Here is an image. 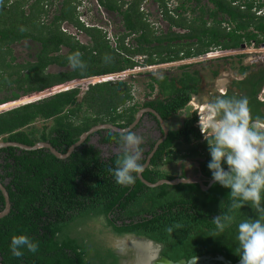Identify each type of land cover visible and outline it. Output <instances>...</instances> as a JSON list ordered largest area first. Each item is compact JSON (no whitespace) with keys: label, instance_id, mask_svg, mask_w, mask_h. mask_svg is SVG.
Instances as JSON below:
<instances>
[{"label":"trees","instance_id":"obj_1","mask_svg":"<svg viewBox=\"0 0 264 264\" xmlns=\"http://www.w3.org/2000/svg\"><path fill=\"white\" fill-rule=\"evenodd\" d=\"M30 1L3 0L0 4V107L77 80L132 70L139 65L137 56H148L141 63L147 67L199 58L215 46L234 48L244 42L259 44L264 41V20L252 12V3H247V10L236 11L230 10L227 1L217 0L219 11L229 15L237 31L245 33L227 32L215 16L209 26L203 20L193 24L195 33L189 37L197 38L198 42L186 48L171 43L183 36L174 33L159 37L151 31L140 12L143 0H135L125 10V2L98 0L101 8L119 12L125 20L126 32L118 37L114 48L106 31L81 23L77 8L87 0H65L60 14L50 24L43 21L51 4L49 0ZM64 23L85 33L90 42L85 45L64 31ZM179 23L186 26L188 21ZM133 33L140 35L136 46L126 42ZM24 40L42 46L34 62L19 63L13 56L12 45ZM167 40L169 43L165 46L163 42ZM155 42L158 45L152 46ZM64 47L67 52L62 54ZM77 51L87 66L84 70L69 65L68 57ZM51 66L68 69L52 73L48 71ZM240 70L244 73L248 67ZM199 82V73L189 71L180 78H153L149 84L150 94L157 86L159 98L144 106L155 109L164 121H168L188 106ZM256 94L254 90L249 103L258 110L263 104ZM133 100L132 87L125 81L89 85L84 93L79 86L60 91L1 113L0 141L28 146L49 142L57 151L66 154L93 127L107 123L123 129L129 127L141 107L138 103L129 106ZM197 122L194 113L180 128L170 130L143 172L147 181L157 183L177 177L164 168L183 157L179 146L201 142L203 134L196 127ZM95 135L101 137V143L120 147V133L99 131L67 159H59L47 149H0V182L5 185L11 203L10 213L0 218V257L4 264H119L120 259L112 248H107L106 242L94 246L88 239L89 243L85 242V236H69L77 231L72 228L73 223L97 218L105 220L104 231L111 236L115 232L120 236L130 233L165 244L169 260L173 262L207 255H223L232 264L239 261L237 224L245 218H257L251 204H245L240 210L230 209L231 190L218 183L208 191H203L198 184H164L151 188L139 177L132 186L118 185L108 169L115 168V161L122 153L104 158L102 151L90 143ZM155 143H150L151 151ZM201 148L203 154L199 157L197 173L208 183L212 173L207 167L211 160L207 141L201 143ZM196 152L193 149L191 156ZM146 156L141 163L146 162ZM222 166L228 169L226 162ZM186 176V172L181 175ZM4 209L5 198L0 190V212ZM218 215H232L235 222L215 234L212 219ZM119 220L123 227L116 226ZM169 227L172 232L166 231ZM84 234L90 235L89 232ZM18 235H26L37 242L38 251L31 253L22 249L21 258L12 256L11 238Z\"/></svg>","mask_w":264,"mask_h":264},{"label":"clouds","instance_id":"obj_2","mask_svg":"<svg viewBox=\"0 0 264 264\" xmlns=\"http://www.w3.org/2000/svg\"><path fill=\"white\" fill-rule=\"evenodd\" d=\"M2 2L0 0V4ZM81 56L77 51L68 57L73 69L87 67ZM205 107L209 119L202 123L203 117H199V125L208 143L211 160L207 167L212 180L231 190L230 209L240 210L245 204H251L257 215L256 219L245 218L237 224L239 246L236 252L240 264H264V118L252 116L247 97L214 95L206 100ZM143 142V137L135 132L122 130L119 138L122 154L116 159L115 168L108 169L118 185L132 186L143 173ZM224 162L227 171L222 166ZM234 222L232 215L215 216L212 219L215 234ZM166 231L172 232V228ZM38 248V243L26 235L11 238L10 250L16 258L24 255L22 249L36 253ZM196 260L197 257H193V261Z\"/></svg>","mask_w":264,"mask_h":264},{"label":"rangeland","instance_id":"obj_3","mask_svg":"<svg viewBox=\"0 0 264 264\" xmlns=\"http://www.w3.org/2000/svg\"><path fill=\"white\" fill-rule=\"evenodd\" d=\"M33 1L34 0L30 2ZM64 1L65 0H49L51 4L48 7V14L47 17L43 20L46 22V24H50L51 21L54 19V17L60 14ZM118 1L123 2L127 0H118ZM142 6L143 8L147 9V12L149 13L150 16V20L154 23H158L161 26V21H160L161 14H160V10L158 9L159 5L157 3V0H146V2L143 3ZM202 7H205V10L206 9L210 10L212 8V5L209 4L206 0H202ZM170 9H172V3L170 4ZM77 12L81 23H84L87 27L97 26L103 29L104 32L106 31L108 33L107 36L110 39V44L114 48L117 45L118 37L124 34V32H126L122 21V17L117 15V13L108 12L106 10H105V14L103 15L101 9L98 7L95 0H87L84 4L82 3L81 5H79L77 8ZM200 14L201 12H199L197 9L196 15L200 16ZM205 19H207V16H205ZM183 22L186 23L187 22L186 19H183ZM163 24H164L163 28H165L166 27L165 22H163ZM190 27L191 29H193V26ZM62 29L65 30L70 35L77 37V39L85 45H87L90 42V38L85 33L81 32L77 28H74L71 24L64 23ZM194 31L195 30L193 29L192 33H195ZM130 39L132 41V38L130 37L126 42L131 43ZM41 47L42 46L40 43H36L32 40H24L22 42L12 45L11 49L13 51V56L15 57L16 61L19 63H25V62H34L36 60L37 53L41 50ZM248 48H249V54L245 55L243 59L238 58L237 56H233L234 54L226 56L225 58L228 59H225V58H218L219 56L217 57V54L209 53L208 54L209 56L205 55V57L202 58L185 60L184 62L187 63H180L174 61L170 64L154 65L147 67L141 64L145 57L141 59L140 56H137L136 60L139 61V65L132 70H128L126 72L120 73L122 77L116 78L115 81L117 80L125 81L129 85H131L134 100L132 101V103H130L129 106L134 105L136 103H138L141 106L143 102L148 99V97L154 98L155 96H157L158 94L157 86H155V91L152 94H150L149 84L152 82L153 78L162 79L166 76L170 78L171 77L180 78L182 76V73L187 70L192 73L198 72L200 74L199 75L201 77L200 83L204 88V90L206 91L208 89L209 90L212 89L213 87H215V85H218L219 83L226 84V81L228 82V77H242L238 73L240 66L243 65L250 66L253 63L254 65L251 66L255 67L257 63L258 65L262 63L261 60L259 59V56L264 55V50H262V53L257 52L255 50L256 47H253L252 45H249ZM215 51H219V50L217 49ZM66 52L67 49L64 47L62 54H65ZM229 63L235 65L233 66L234 69H231L230 65H227ZM67 69L68 68L63 69V68H59L58 66H51L48 71L53 73V72L67 71ZM213 71H222V72L219 76L214 77ZM99 79H100L99 77H93L89 79L77 80L79 83L78 86L81 88L82 93H84L89 85L99 83ZM105 79H107V77H105ZM100 81L104 82L106 80L100 79ZM57 88L0 107V114L10 109L16 108L20 105L37 101L39 99L51 96L60 91L66 90L65 88H63V86L61 88L60 87ZM261 98H264L263 95L261 96ZM205 104L206 103H203L202 105L201 103L194 100L192 103H190L187 109L183 110L176 117L172 118L168 122L167 126L170 129L180 128L183 122L189 116L193 115V113H195V109L197 108H198V110L196 111L197 117H203L201 122L204 123L207 119H209V117L205 115L206 113ZM197 127L201 131L199 122L197 124ZM134 132L137 135L143 137L144 140L143 144L141 145V147L143 148V155H142V160H143L145 158L144 152L149 150V144L151 142L159 138V132L155 127V125L152 124V122H150L147 119L141 125V127H139ZM203 138H204L203 140H205L204 135ZM100 140L101 137L95 135L92 137L90 143L95 145V147H97L102 151V156L104 158H108L113 154L121 153V149L119 146H114L113 144L102 145ZM178 149L180 150L181 156L183 157L180 158L175 163H173L172 165L166 166L164 169L173 176L174 175L180 176L183 172H186L188 178L199 177V174L197 173L199 167V160H200L199 157L203 154L202 153L203 151L201 150L202 149L201 142L195 141L191 144H183L179 146ZM193 149H195L197 152L195 155L191 156V152ZM91 230L95 234L99 233L98 238H100V235L102 236L100 230H104V229L103 227L100 226V224H93ZM102 239L112 240V242H110L111 244L110 246L113 247L114 245L113 239L107 236H102ZM122 247L124 248L127 247V244L124 242V245H122Z\"/></svg>","mask_w":264,"mask_h":264},{"label":"flooded vegetation","instance_id":"obj_4","mask_svg":"<svg viewBox=\"0 0 264 264\" xmlns=\"http://www.w3.org/2000/svg\"><path fill=\"white\" fill-rule=\"evenodd\" d=\"M95 1L97 3L98 7L101 9L102 14L104 15L105 9L101 8V6L98 4V0H95ZM134 1L135 0L123 1L126 3L124 10L127 9V7L131 3H133ZM206 1L212 5V8L210 10H207V9L205 10V7H202V0H157V3L159 5L158 9L160 10V14H161L160 15L161 26L158 23L152 22L150 20V16H149V13L147 12V9L143 8L142 5H143V3L146 2V0H143L141 2L140 12L143 13L144 20L149 25L151 31H154L156 36L167 37V35H172L174 33L178 34L180 36H183V38L177 39L176 41H171V43L174 45L178 44L180 46L184 45L186 48L193 47V45L198 42L197 38H190L189 37V35L192 34V30H193V29H191L190 26H193L194 23L200 24L201 20L206 21L208 23V26H209L214 21L213 17H215V16H217V20H219L221 22L222 28L226 29L227 32H234V33H238L239 35H243L245 33L244 30L243 31H241V30L237 31L236 30L237 29L236 24L230 20L229 15L228 14L223 15L222 12L219 11L218 5H216L217 0H215V1L206 0ZM224 1H227L228 3H230V5H231L230 10H236V11H238V10L245 11V10H247V3H252L253 4L252 12L255 13V15L258 17V19L264 20V0H224ZM120 2L121 1H119V3ZM162 2H164V4ZM171 3H172V9H170ZM197 9L199 12H201L200 16L196 15ZM116 13H117V15L121 16L119 14V12H116ZM211 13L213 16H211ZM205 16H207V19H205ZM183 19H186L188 21V24L186 26H183V25L181 26L179 23V25H178L177 22L182 21ZM122 21L124 24L125 20L123 17H122ZM163 22H165V24H166L165 28H163V25H164ZM138 36H140V35L133 33L132 36H130V37L132 38V41L134 43L130 39L131 43L129 42L128 44L136 46L138 44V38H139ZM168 43H169L168 40L163 42V44L165 46L168 45ZM154 45H158V42H155L154 44H152V46H154ZM249 45L256 47L255 50L257 52L262 53V50H264V41L259 43V44H256V42H253L252 44H248L247 42H244V43H241L239 46L234 47V48H224L222 46H215L209 52L201 54L198 57H203L205 55H208L209 53H212V54H217V57L219 56L218 58H225L228 55L234 54L233 56H237L238 58L243 59L245 57V55L249 54V48H248ZM217 49L219 51H215ZM143 57H145L143 59V62H144L146 60V58H148V56H140L141 59ZM195 58H197V57L184 58L182 60H177L176 62L187 63L184 61L187 59L191 60V59H195ZM225 59H228V58H225ZM259 59L261 60L262 63L259 65L257 63L255 67L251 66V65H254L253 63L250 66L249 65L240 66L238 73L242 77H228V82L226 81V84L219 83L218 85H215V87H213L212 89H210V90L208 89L205 91L204 88L202 87L201 83L199 82L198 86L196 87L197 92H196V94H194L192 96V100L189 102L188 106L194 100L203 105V103H206V100L208 98H210L211 96H214V95H217V96L223 95L225 97H236V98L247 97L248 100L250 101L251 100L250 95H252L254 90H257L256 98L263 105L258 107V110L254 109V108H250L251 114L253 117L264 118V98H263V100H260L261 95H263V97H264V55H260ZM136 61L139 63L138 60H136ZM170 63H172V62L162 63V64H170ZM158 65H161V64H158ZM227 65H230V68L234 69L233 66H235V65H233L232 63H229ZM242 67H248V70H246L244 73H241L240 69ZM185 72L186 71H184L183 73H185ZM214 72H216V71H213V76L216 77V76H219L222 71H217L218 73L216 76L214 75ZM183 73H182V75H183ZM200 79H201V77H200ZM158 98H159V89H158L157 96H155L154 98L148 97V99L145 100L143 102V104L141 105L139 111L144 110V109H153L149 106H144V105L146 103H151L153 101H156ZM188 106L185 109H187ZM185 109H183V110H185ZM197 110H198V108L195 109V113ZM139 111H138V113H139ZM146 119L149 120L150 122H152V124L155 125V127L157 128V130L159 132V138L157 140H155L157 142L162 137L161 126H160V123H159L157 117L152 115L150 112H145L143 114L140 123L133 130V132L135 130H137L139 127H141V125L145 122ZM171 119H169L168 121H165L166 126ZM198 119H199V117H198ZM198 122H199V120H198ZM198 122H197V124H198ZM197 124H196V127H197ZM168 129L170 132L171 129L169 127H168ZM172 130H174V129H172ZM203 139L204 138H202L201 143H203L205 141ZM102 145H112V144L102 143ZM113 145L117 146L116 144H113ZM148 151H150L149 152V154H150L151 153L150 144H149V150ZM148 151L144 152V156H146L145 154ZM149 154L146 156V160H147ZM181 175L177 176V177H181ZM93 224H100L101 227H104V225H106V222L103 218H97V219H94L92 221L81 222V223L75 222L72 224V228H75L77 231H75L73 234H70L69 236L71 238L85 236V238H86L85 242L87 243L88 240H90L89 242H91L92 245H94V246L99 244V243L103 244L104 242H106L107 248H110V249L112 248V250H114V253H116L117 257L120 259L119 264H144V261H146V259L149 258V260H150V258H152L153 256H157L158 259H162V258L170 259L168 257L167 247L163 243H159L157 241L151 240V239L144 237V236H137L135 234H130V233H125L122 236H120L118 234V232L114 231L115 235L111 236V234H109L107 231L104 232V230H100L102 236H107V237H110L111 239H113L114 245L112 247V246H110L111 245L110 242H112V240H109V239L104 240V239H102L101 235H100V238H98L99 233L95 234L91 230V228L93 227ZM116 226H118V227L122 226L123 227L124 225H123L122 221L119 220V221H117ZM107 229L110 230V228H107ZM82 231L89 232L90 235H86ZM124 242L127 244V247H125V248L122 247V245H124ZM150 242H152V243H150ZM136 243H145L146 245L150 243L149 244L150 250L147 248H145L146 249L145 251L139 250L137 248ZM207 256H209V255H207ZM218 256H223V255H218ZM218 256H212V258H217ZM226 261L230 263L229 260L226 259ZM148 262L149 261L145 262V264H148ZM210 264H224V263H222L220 261H211Z\"/></svg>","mask_w":264,"mask_h":264},{"label":"water","instance_id":"obj_5","mask_svg":"<svg viewBox=\"0 0 264 264\" xmlns=\"http://www.w3.org/2000/svg\"><path fill=\"white\" fill-rule=\"evenodd\" d=\"M145 112H150L152 115L157 117V119L160 123V126H161L162 137L156 142L153 150L149 154L146 162L144 163V171L149 167L151 160H152L153 156L155 155L156 151L158 150L159 146L166 141V139L169 135V129L166 126V122L162 119V117L154 109H144V110L139 111V113L136 116L135 121L129 127L124 128V129H129L130 131H133L138 126V124L140 123L141 118ZM122 130H123V128H120L118 126L108 124V123L93 127L91 130L84 133L81 136L80 140L76 144H74L72 147H70L69 151L66 154H62L59 151H57V149L54 148L52 146V144H50L49 142H39L34 146H28V145H24V144L17 143V142H3V141H1L0 142V149L9 148V147H15V148H19L21 150H26V151H33V150H38V149H47L53 155H55L57 158L67 159L69 156H71V154L77 148L81 147L90 136L98 133L99 131H112V132L121 134ZM139 179L142 181V183H144L145 185H147L148 187H151V188H156V187L164 185V184L171 185V186H176L179 184H198V185H200V187L203 191H208L209 189L212 188V186L214 184H216L213 180H210L206 184L199 177H191V178L177 177L173 180L164 179V180L158 181L157 183H151L143 177V173L139 176ZM0 190L2 191L3 196L5 198V209L2 212H0V218H3L10 213L11 203H10L9 193H8L5 185L2 182H0ZM150 243H152V242H150ZM211 261H220L224 264H232L231 262L230 263L227 262L225 257H223V256H218L217 258H212V256H202V257H197L196 261H193V258H192L189 261L180 260L178 262H173L167 258L158 259L157 256H153L152 258H150L148 264H210ZM0 264H4L2 262L1 257H0ZM235 264H240V261H238Z\"/></svg>","mask_w":264,"mask_h":264},{"label":"built area","instance_id":"obj_6","mask_svg":"<svg viewBox=\"0 0 264 264\" xmlns=\"http://www.w3.org/2000/svg\"><path fill=\"white\" fill-rule=\"evenodd\" d=\"M65 31V30H64ZM107 76H110V75H107ZM107 76H103V77H99L101 80H108V79H105L104 77H107ZM120 77H122V75L121 74H114V75H112V77L111 78H113V79H111V80H108V81H106V82H110V81H115L116 80V78H120ZM100 79H99V82H101L100 81ZM78 81H75V82H72V83H70L69 84V86L68 87H64L66 90H68V89H73V88H77L78 87Z\"/></svg>","mask_w":264,"mask_h":264},{"label":"bare ground","instance_id":"obj_7","mask_svg":"<svg viewBox=\"0 0 264 264\" xmlns=\"http://www.w3.org/2000/svg\"><path fill=\"white\" fill-rule=\"evenodd\" d=\"M206 56H209V55H206ZM203 57H205V56H203ZM199 58H202V57H199ZM195 59H197V58H195ZM112 77V75H110V76H107V79L108 80H111V79H113V78H111ZM105 78V77H104ZM108 80H106V81H108ZM106 81H104V82H106ZM102 82V81H101ZM63 87H68V85H66V86H63ZM61 88V87H60ZM136 245H137V248L139 249V250H146L145 248H147V249H149L150 248V246H149V244H145V243H136ZM150 250V249H149ZM147 261H149V258L148 259H146V261H144V264H145V262H147Z\"/></svg>","mask_w":264,"mask_h":264},{"label":"crops","instance_id":"obj_8","mask_svg":"<svg viewBox=\"0 0 264 264\" xmlns=\"http://www.w3.org/2000/svg\"><path fill=\"white\" fill-rule=\"evenodd\" d=\"M262 96V95H261ZM260 100H263V98H260ZM259 101V100H258ZM260 102V101H259ZM249 106H250V108H253L252 106H251V103H249ZM255 118V117H254Z\"/></svg>","mask_w":264,"mask_h":264}]
</instances>
